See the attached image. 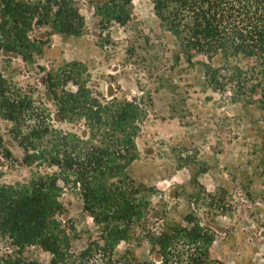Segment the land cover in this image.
<instances>
[{
    "label": "trees",
    "instance_id": "obj_1",
    "mask_svg": "<svg viewBox=\"0 0 264 264\" xmlns=\"http://www.w3.org/2000/svg\"><path fill=\"white\" fill-rule=\"evenodd\" d=\"M151 1L190 63L198 55L210 62L222 57L219 66L206 64L210 88L264 111V0ZM132 3L97 0L95 11L105 25H127ZM42 28L82 35L86 20L78 0H0L4 54L35 64L46 44L38 34ZM81 66L70 62L46 69L47 90L40 98L0 74V154L17 159L1 133L4 119L12 123L22 163L37 169L26 184H0V240L6 245L0 264H41L25 255L31 247L50 253V264H225L210 255L213 232L192 216L191 227L149 235L150 252L158 258L142 261L132 248L116 255L143 215L138 185L127 170L139 158L137 139L147 111L136 99L107 98L88 87ZM57 119L82 128L61 129ZM64 186L78 192L84 211L103 229L80 251L73 247L75 229L61 219Z\"/></svg>",
    "mask_w": 264,
    "mask_h": 264
},
{
    "label": "rangeland",
    "instance_id": "obj_2",
    "mask_svg": "<svg viewBox=\"0 0 264 264\" xmlns=\"http://www.w3.org/2000/svg\"><path fill=\"white\" fill-rule=\"evenodd\" d=\"M96 1L78 0L86 20L82 35L38 30L46 44L35 64L0 50V74L40 98L47 90L46 69L78 62L88 87L107 98L136 99L146 108L139 158L127 170L138 185L143 215L130 241L117 246V256L132 248L142 261L158 258L150 252L149 235L191 227L187 217L192 216L214 234L213 259L264 264V111L259 104L235 101L229 91L210 88L206 64L219 66L222 57L210 62L198 55L190 63L151 0H133L127 25L103 24ZM56 125L78 132L81 127L58 119ZM11 128V122L1 120L5 145L17 159L0 154V184H26L37 169L22 163ZM61 202V219L75 229V250L99 239L103 229L84 211L73 187L64 186ZM25 255L50 264L51 254L41 248H28Z\"/></svg>",
    "mask_w": 264,
    "mask_h": 264
}]
</instances>
